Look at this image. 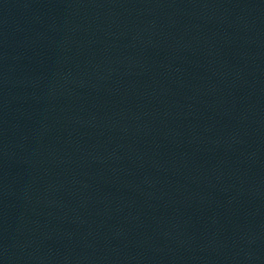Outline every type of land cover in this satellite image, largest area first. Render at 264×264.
Here are the masks:
<instances>
[{
	"label": "water",
	"instance_id": "1",
	"mask_svg": "<svg viewBox=\"0 0 264 264\" xmlns=\"http://www.w3.org/2000/svg\"><path fill=\"white\" fill-rule=\"evenodd\" d=\"M0 264H264V0H0Z\"/></svg>",
	"mask_w": 264,
	"mask_h": 264
}]
</instances>
